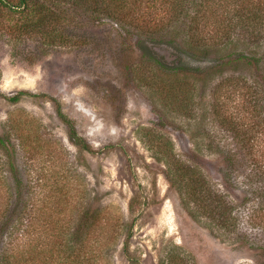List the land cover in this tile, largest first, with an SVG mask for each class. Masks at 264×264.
Returning a JSON list of instances; mask_svg holds the SVG:
<instances>
[{
	"label": "rangeland",
	"instance_id": "1",
	"mask_svg": "<svg viewBox=\"0 0 264 264\" xmlns=\"http://www.w3.org/2000/svg\"><path fill=\"white\" fill-rule=\"evenodd\" d=\"M76 27L73 34L81 42L75 48L0 30V134L15 144L22 170L39 177L46 189L55 179H70L65 219L81 218L88 207L108 217L93 234L98 264H166L173 257L185 264H264L262 252L245 242L264 243V231L246 218L248 206L234 208L236 232L192 218L157 152L161 137L168 139V154L192 160L219 183L221 162L206 137L220 142L243 136L232 133L222 117L233 111L240 131L249 128L244 137H264V126L252 129L251 115L236 104L240 98L234 94L253 71L237 65L188 73L183 81L192 90V106L180 111L161 86L182 74L162 73L130 30L106 20L87 19ZM148 44L157 53L165 48L172 58L170 46ZM224 75L237 85L218 87ZM225 89L230 97L216 110L215 92ZM18 91L27 94L10 102L7 97ZM58 109L88 148L69 138ZM144 137L152 139V149ZM231 193L241 196L235 189Z\"/></svg>",
	"mask_w": 264,
	"mask_h": 264
},
{
	"label": "trees",
	"instance_id": "2",
	"mask_svg": "<svg viewBox=\"0 0 264 264\" xmlns=\"http://www.w3.org/2000/svg\"><path fill=\"white\" fill-rule=\"evenodd\" d=\"M87 19L110 21L122 31L130 30L143 55L162 73L182 74L173 84L161 86L180 111L189 112L192 106L185 75L246 65L253 75L240 84L238 92L233 91L240 98L236 104L248 110L252 129L264 126V0H0V30L15 38L38 39L43 45L79 47L80 38L73 30ZM148 43L170 46L172 58L165 48L157 53ZM226 77L218 87L231 82ZM215 93L214 109L218 110L231 91ZM23 94L26 91H18L7 99L17 102ZM57 113L68 127L69 138L88 148L72 122L59 109ZM234 114L229 112L222 121L232 133H243L242 137H225L220 142L206 137L221 162L219 183L192 160L184 162L168 154L170 141L162 137L158 159L164 160L166 177L192 218H206L216 227L236 232L234 208L239 203L248 206L246 218L251 226L264 231V137H244L249 128L240 131ZM143 141L153 148L151 138ZM0 151V264H98L93 234L100 228V219L108 217L88 207L81 218L65 219L70 211V179H55L46 189L39 177L22 170L15 144L3 134ZM231 189L241 196H234ZM245 242L264 255V243L255 238ZM166 264L185 262L173 257Z\"/></svg>",
	"mask_w": 264,
	"mask_h": 264
}]
</instances>
